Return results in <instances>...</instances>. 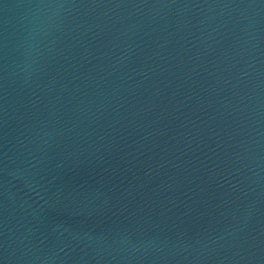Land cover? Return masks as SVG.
<instances>
[{
  "label": "water",
  "instance_id": "95a60500",
  "mask_svg": "<svg viewBox=\"0 0 264 264\" xmlns=\"http://www.w3.org/2000/svg\"><path fill=\"white\" fill-rule=\"evenodd\" d=\"M0 264H264V0H0Z\"/></svg>",
  "mask_w": 264,
  "mask_h": 264
}]
</instances>
